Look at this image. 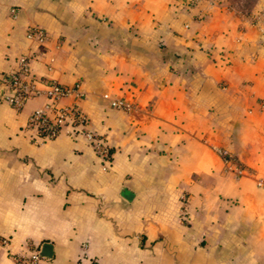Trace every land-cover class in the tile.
Listing matches in <instances>:
<instances>
[{"label": "crops", "instance_id": "obj_1", "mask_svg": "<svg viewBox=\"0 0 264 264\" xmlns=\"http://www.w3.org/2000/svg\"><path fill=\"white\" fill-rule=\"evenodd\" d=\"M189 1L0 0V76L25 55L39 90L79 83L60 105L114 149L103 170L83 136L27 129L43 94L0 98V264L29 243L77 264L84 242L99 264H264V189L222 155L264 177V0L255 19Z\"/></svg>", "mask_w": 264, "mask_h": 264}, {"label": "built area", "instance_id": "obj_2", "mask_svg": "<svg viewBox=\"0 0 264 264\" xmlns=\"http://www.w3.org/2000/svg\"><path fill=\"white\" fill-rule=\"evenodd\" d=\"M195 1L190 0L186 4L190 6ZM207 2L213 5L215 0H207ZM15 11V8L10 9V13L13 15ZM25 36L38 45L45 44L49 37L48 33L40 26H27ZM36 82V77L29 68V58L21 55L16 59V68L12 72L0 76V98L13 109L19 110L27 99L43 94L48 98L49 103L37 107L30 113L26 121L27 129L46 140L54 139L62 134L68 137L83 136L91 144L95 155L102 162V169L106 170L114 155V149L107 136L91 128L88 115L82 112L75 102L69 106L60 105L63 98L81 97L80 84L75 83L72 87H67L57 80L50 79L47 88L41 91L37 88ZM103 98L109 102L111 107L118 110L129 112L132 108L124 96H114L110 92H105ZM224 159L228 168L233 169L236 175H250L254 177L256 185L264 189L263 176H253L230 156ZM182 201H185L183 196ZM87 248L88 244L82 243L77 264H99L96 258L88 255ZM41 260L42 256L38 247L30 243L26 252L14 257L16 264H41Z\"/></svg>", "mask_w": 264, "mask_h": 264}, {"label": "rangeland", "instance_id": "obj_3", "mask_svg": "<svg viewBox=\"0 0 264 264\" xmlns=\"http://www.w3.org/2000/svg\"><path fill=\"white\" fill-rule=\"evenodd\" d=\"M225 1L230 5V7L234 9L236 13L248 16L251 19H255L256 16H258L257 14L259 10L258 5L263 0H225ZM220 2H222V0H215L213 5L210 4L209 5L215 6L220 4Z\"/></svg>", "mask_w": 264, "mask_h": 264}, {"label": "water", "instance_id": "obj_4", "mask_svg": "<svg viewBox=\"0 0 264 264\" xmlns=\"http://www.w3.org/2000/svg\"><path fill=\"white\" fill-rule=\"evenodd\" d=\"M45 249H46V246H43V247H42V250H41V252H40V255H41V256H50V253H47V252L45 251Z\"/></svg>", "mask_w": 264, "mask_h": 264}, {"label": "trees", "instance_id": "obj_5", "mask_svg": "<svg viewBox=\"0 0 264 264\" xmlns=\"http://www.w3.org/2000/svg\"><path fill=\"white\" fill-rule=\"evenodd\" d=\"M222 155H223V157H224V158H227V157H229V155H228V154H226L224 151H222Z\"/></svg>", "mask_w": 264, "mask_h": 264}]
</instances>
